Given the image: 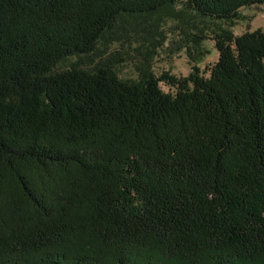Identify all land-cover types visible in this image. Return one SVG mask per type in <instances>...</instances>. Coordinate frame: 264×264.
Returning <instances> with one entry per match:
<instances>
[{
  "label": "trees",
  "instance_id": "trees-1",
  "mask_svg": "<svg viewBox=\"0 0 264 264\" xmlns=\"http://www.w3.org/2000/svg\"><path fill=\"white\" fill-rule=\"evenodd\" d=\"M262 3L0 0V264H264V32L208 76L54 69L122 17Z\"/></svg>",
  "mask_w": 264,
  "mask_h": 264
},
{
  "label": "rangeland",
  "instance_id": "rangeland-1",
  "mask_svg": "<svg viewBox=\"0 0 264 264\" xmlns=\"http://www.w3.org/2000/svg\"><path fill=\"white\" fill-rule=\"evenodd\" d=\"M239 13L237 20L226 22L202 18L175 4L155 13L122 17L91 54L70 56L54 69L61 71L74 65L93 70L107 64L120 78L137 80L141 68L155 76L167 71L185 77L196 67L208 76L217 59L218 34L224 30L234 35L264 32V3L243 7ZM159 87L164 92L173 91L163 82Z\"/></svg>",
  "mask_w": 264,
  "mask_h": 264
}]
</instances>
